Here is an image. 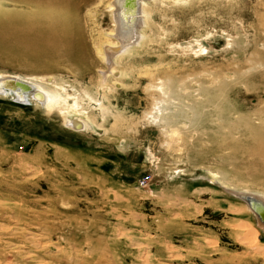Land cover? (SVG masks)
Returning <instances> with one entry per match:
<instances>
[{
	"label": "rangeland",
	"instance_id": "obj_1",
	"mask_svg": "<svg viewBox=\"0 0 264 264\" xmlns=\"http://www.w3.org/2000/svg\"><path fill=\"white\" fill-rule=\"evenodd\" d=\"M110 1L0 0V75L61 95L0 94V264H264V0H145L115 73Z\"/></svg>",
	"mask_w": 264,
	"mask_h": 264
},
{
	"label": "bare ground",
	"instance_id": "obj_2",
	"mask_svg": "<svg viewBox=\"0 0 264 264\" xmlns=\"http://www.w3.org/2000/svg\"><path fill=\"white\" fill-rule=\"evenodd\" d=\"M17 3H30L32 1H44V0H14ZM139 3L137 4V0H112L109 2V10L112 13L113 17V30L110 34L114 35L117 42H111L109 39L104 40V42L97 48V53L100 54L103 61L109 67L108 70L110 72H117L112 67V62L114 54L117 51L123 52L124 48L121 45H128L130 43L135 42V39L138 38L137 35V26L141 23V18L144 17V6L146 4L145 0H138ZM62 2H67V0H51L52 5H59ZM38 4V3H37ZM47 4V3H46ZM49 4V3H48ZM49 4V5H50ZM51 5V6H52ZM48 6V5H47ZM140 7V10L137 9ZM126 8H130V13L127 16V12L125 11ZM133 15L132 17H129ZM128 17V19L126 18ZM30 19V18H29ZM20 23V22H19ZM136 27V28H135ZM24 32L21 30H17L15 36L19 39H24L30 46L39 47L41 45L46 44V36L42 30H39L34 27V20H26L25 26H23ZM63 31V41L67 40L69 35L71 36V29L67 26H62ZM137 34V35H136ZM132 46V45H131ZM130 47V46H127ZM104 71V75H105ZM102 73V74H103ZM18 79H22L21 77H11L5 74L0 75V94H8L9 91L12 92L16 99L24 100L26 94H28L29 90H31L30 86L33 84L34 90L31 91L33 94L32 98H36L46 107L50 108L55 106L56 104L61 102V95L55 90H50L37 82L29 81L30 83L20 82ZM33 89V88H32ZM28 92V93H27ZM70 124L73 125L75 128H80L84 126V123L80 117L74 116L70 119ZM232 189V188H231ZM233 193L239 197H241L247 204V208L251 210L254 214H256V218L258 220L257 224L260 228H264V195H259L257 193H251L246 190L244 191H236L232 190ZM262 222V223H261Z\"/></svg>",
	"mask_w": 264,
	"mask_h": 264
},
{
	"label": "built area",
	"instance_id": "obj_3",
	"mask_svg": "<svg viewBox=\"0 0 264 264\" xmlns=\"http://www.w3.org/2000/svg\"><path fill=\"white\" fill-rule=\"evenodd\" d=\"M146 179H147V176L141 177V178L139 179V183H140V184L145 183V180H146Z\"/></svg>",
	"mask_w": 264,
	"mask_h": 264
}]
</instances>
